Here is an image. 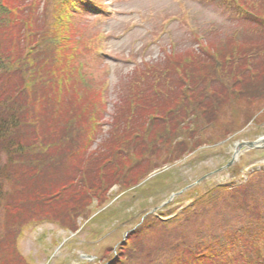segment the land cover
Listing matches in <instances>:
<instances>
[{
	"label": "trees",
	"instance_id": "trees-1",
	"mask_svg": "<svg viewBox=\"0 0 264 264\" xmlns=\"http://www.w3.org/2000/svg\"><path fill=\"white\" fill-rule=\"evenodd\" d=\"M23 1L0 0V210L9 218L3 224L7 234L0 235V264L28 263L16 245L23 223L52 220L77 231L93 205L108 203L112 186L133 188L152 167L225 141L252 120L255 132H264V0H228L260 37L243 35L238 43L214 48L206 42L199 56L178 51L168 55L167 66L148 65L114 117L116 130L97 150L90 148L105 101L85 60L86 50L96 45L77 23L88 8L97 10V3L46 0L43 11L41 0L28 7ZM198 189L147 214L116 249L107 250L103 264H203L206 255L225 264L236 256H230L233 250L248 246L257 253V264L264 262V171L237 186ZM193 197L198 198L189 214L164 220ZM203 212L207 219L197 228L207 231L184 235L190 216Z\"/></svg>",
	"mask_w": 264,
	"mask_h": 264
},
{
	"label": "rangeland",
	"instance_id": "rangeland-1",
	"mask_svg": "<svg viewBox=\"0 0 264 264\" xmlns=\"http://www.w3.org/2000/svg\"><path fill=\"white\" fill-rule=\"evenodd\" d=\"M31 1L33 0H25L22 4L28 7ZM45 1L40 2L43 11L47 10L46 4L48 5ZM94 2L97 3V9H100L99 5H104L103 10L89 8L77 20L84 37L93 39L92 43L96 45L86 50L85 60L92 85L95 91L100 87L103 89L100 96L105 101V110H100L99 133L90 150H97L103 141L111 137L112 131L116 130L114 117L119 112V107H123L132 98L130 95H133L134 88L131 89V84L143 71L148 70V65L165 62L167 66L168 55L178 51L182 55H198L203 51L201 47L205 42L214 48L221 44L238 43L243 35L248 39L261 36L258 28L248 30L245 20L237 16L233 7L225 0ZM103 11L107 13L106 16L99 15ZM43 25L44 21L41 28ZM146 85L148 89V84ZM139 87L142 88V85ZM182 91L181 89V93ZM253 125L242 127L239 134L234 133L233 137L229 136L223 142H212L192 149L181 160L163 163V167L159 168L152 167L153 171L133 188L124 189L117 184L112 186L108 192L109 195L112 193L108 203L102 208L93 205L91 217L85 220L80 218L77 231L63 229L52 220L23 223L18 237L16 236V245L21 256L27 264H103L107 250L110 247L116 249L118 241L124 238L126 231L138 226L147 214H156L166 207L177 195H184L188 190L181 194L179 191L185 186L208 175L192 186H198L199 193H202L221 183L242 184L247 179V173L264 170V141H260L264 138V132L256 133ZM257 139L261 146L254 150L244 146L245 144L242 148L238 145ZM238 150L239 154L236 156L235 151ZM233 159L229 168L220 169ZM243 162L245 167L241 165ZM174 194L176 195L172 197ZM161 198H164L163 203L157 204ZM196 198L198 197L177 205V210L173 214L170 212L164 220L173 219L176 213L189 214L188 206ZM202 201L203 199H199V202ZM171 208L172 206L167 207L166 211ZM111 209L116 210V213L107 217L105 213ZM190 217L188 232L184 235L190 238L194 237L196 231H207L205 226L197 228L207 219L206 212L199 218L194 214ZM7 222V213L0 210V235L7 234L3 225ZM182 229L181 226L177 227V232ZM232 252L230 256H236L227 257L225 264H257L258 255L250 246L243 252L238 249ZM202 261L203 264L216 263L214 257L207 255Z\"/></svg>",
	"mask_w": 264,
	"mask_h": 264
},
{
	"label": "water",
	"instance_id": "water-1",
	"mask_svg": "<svg viewBox=\"0 0 264 264\" xmlns=\"http://www.w3.org/2000/svg\"><path fill=\"white\" fill-rule=\"evenodd\" d=\"M251 145H253V143H250Z\"/></svg>",
	"mask_w": 264,
	"mask_h": 264
}]
</instances>
